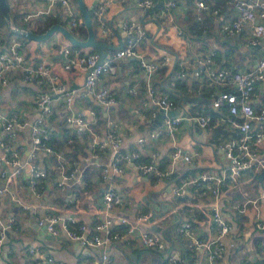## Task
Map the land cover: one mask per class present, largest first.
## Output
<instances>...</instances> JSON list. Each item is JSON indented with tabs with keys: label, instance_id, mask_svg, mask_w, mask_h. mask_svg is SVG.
I'll return each instance as SVG.
<instances>
[{
	"label": "crops",
	"instance_id": "crops-1",
	"mask_svg": "<svg viewBox=\"0 0 264 264\" xmlns=\"http://www.w3.org/2000/svg\"><path fill=\"white\" fill-rule=\"evenodd\" d=\"M103 1H107L103 20L109 26H116L117 30L115 35L105 38L101 36V25L95 18V8ZM175 1L176 6L166 16L159 17L164 0L155 1L148 9L135 0H85L97 37L115 47L106 49L107 56L126 41L127 36L118 26L128 18L145 30L146 38L137 45L138 51L146 60L159 63L158 69L149 75L139 60L127 56L118 61L115 73L103 74L96 83V90L112 92L117 99L113 106L82 92L76 93L70 104L65 101L66 92L73 87H83L87 73L79 66L65 68L67 58L59 54L58 49L72 43L62 32L57 31L50 38L37 41L28 40L10 29V34L0 30L3 39L24 37L26 51L34 64L45 60L51 69L50 75L42 81L19 85L17 80H12L10 86L0 84V113L7 117L36 119V93L53 92V87L64 88V92L54 93L53 110L47 124L51 127L54 147L61 151L67 163V173L73 172L72 177L60 184L63 171L59 159L48 154L37 160V164L47 170L44 185L35 189L26 167L10 183V189L21 202L12 200L9 194L3 197L1 217L7 221L14 218V224L0 245V264H49V257L59 264H102L104 254H107L105 264H168L170 256L177 257L178 264H208L206 250L195 247L192 238L181 234L178 228L189 221L198 237H215L217 223L210 206L213 197L198 186H186L181 196L174 193V188L200 172L212 171L222 176L229 164L222 144L237 137L239 130L228 123L224 108L212 105V95L229 88L228 85L209 83L205 73L195 76V63L198 58L212 56L215 68L246 71L264 59V50L249 43L251 24L237 34L229 35L223 31V23L238 15L229 0H205L209 8H199L197 0ZM71 2L78 9L77 3ZM9 5L11 16L21 29L34 31L48 16L57 14L61 18L59 22L67 23L64 8L56 5L49 10L46 0H9ZM213 8L218 11L213 12ZM78 21L81 20L78 18ZM261 40L264 41V37ZM78 48L84 52L96 50ZM182 69L187 72L186 76L180 75ZM149 82L157 95H168L177 102L173 116L204 113L210 118L207 126H201L196 119H184L174 134L167 131L164 127L165 111L148 95ZM252 103L256 109L264 107V77L255 86ZM78 112L90 121L92 130L97 131L103 141H108L109 134L115 132L122 139L123 151L137 152L138 156L123 162L121 172L104 179V168H112V148H96L99 154L91 156V134H79L75 127L66 123L68 115ZM1 129L0 121V137ZM252 129L264 131V121H253ZM153 130L164 131L146 144L140 143L139 138ZM31 138L28 128L17 131L15 136H6L9 153L18 152L27 157L31 151ZM176 147L190 154L191 160L176 161L172 174L158 177L140 171L139 164L152 158L160 167L171 166ZM254 147L264 156V138ZM2 152L0 147V154ZM261 172L263 170L256 166L245 169L241 184L234 185L228 178L221 186L219 205L231 224V231L223 240L225 250L216 264H255L258 259L264 264V228L257 226L258 219H264V202L258 209L252 204L245 211L235 208L237 203L259 195L264 187V178L259 176ZM0 183H3L1 177ZM108 189L114 190L121 199L112 210H106L104 206V192ZM154 209L158 216L153 220L136 221L139 214L152 213ZM47 214L72 215L90 228L98 220L111 216L114 230L122 236L105 246H83L64 233L50 235L44 226L38 224V218ZM122 217L136 223L134 232H128L127 224L121 222ZM144 230L161 233L165 248L159 250L145 246L142 242Z\"/></svg>",
	"mask_w": 264,
	"mask_h": 264
},
{
	"label": "built area",
	"instance_id": "built-area-1",
	"mask_svg": "<svg viewBox=\"0 0 264 264\" xmlns=\"http://www.w3.org/2000/svg\"><path fill=\"white\" fill-rule=\"evenodd\" d=\"M48 8L51 10L54 6L60 5L66 13V24L72 28L78 24L77 9L72 5L71 0H46ZM157 0H135L138 5L143 8H150ZM199 8H209V4L205 0L196 1ZM229 3L238 10L236 18L229 22H224L222 29L229 35L237 34L242 29L251 24L252 32L249 38L250 44H259L264 37V0H229ZM175 0H164L163 9L159 12V17L166 16L170 10L176 6ZM72 5V6H71ZM107 1L99 3L95 8V18L100 23L101 36L108 37L115 35L116 26H109L103 20L105 10L107 9ZM218 9L213 8V12ZM119 28L127 36L125 42L118 46L115 51L106 56L102 62H99V54L96 50L84 52L81 48L72 44H64L58 49V53L64 55L67 60L65 68L71 69L79 66L86 70L85 82L82 88L73 87L66 92V102L70 104L76 93L82 92L84 95H94L98 100L108 106L117 103L114 94L106 89L96 90V83L105 73H115L118 61L123 57H135L139 60L140 66L150 75L159 67L158 62L146 60L137 49V45L145 40V30L139 23L128 18L123 19L119 23ZM117 27V28H118ZM264 50V44L262 45ZM213 57L198 58L196 60L197 68L193 72L195 76L205 73L208 76L209 83L227 84L229 88L222 89L212 95V105L214 108H224L227 111L228 123L239 130V135L222 144L225 149L226 157L229 164L221 176L216 172L207 171L200 172L193 176L187 177L184 182L174 188V193L181 196L186 191V186H198L203 191H209L213 197L211 208L213 217L217 223V235L213 238L202 239L198 237L193 225L189 221H185L179 226V232L192 238L195 247L205 249L207 252L208 264H216L217 259L225 250L223 240L231 231V224L223 215L220 207L221 186L226 179L234 184L242 183V173L245 169L256 166L264 172V156L260 155L254 144H259L264 138V131L252 129L253 121H264V107L256 109L252 103L253 92L257 82L264 77V59L260 60L257 65L246 71H230L227 68L213 67ZM50 67L45 60L34 64V61L28 56L26 51L25 39L17 36L13 39L0 38V84L10 86L11 81L17 80L19 85L36 80L42 81L50 75ZM181 76H186L185 70L180 71ZM53 92L40 91L34 97L35 104L38 108V116L36 119L28 120L25 118H17L15 116L7 117L0 113L2 136L0 137V147L3 152L0 154V177L3 183H0V211L2 208V200L6 194L17 203L20 198L10 189V183L18 174L26 167L30 173V182L35 189L44 185V179L47 176V170L41 168L37 163L41 156L53 154L59 159L60 167L63 171V181L73 176V172L67 173V163L63 160L61 151L56 150L52 143L53 135L51 127L48 126L47 120L52 113L54 93L60 94L64 92L62 87H53ZM148 95L152 102L158 104L165 111L164 127L171 134H174L177 127L184 119H196L199 124L206 127L209 117L204 114L188 115V116H170L169 111L177 107V102L168 95L159 96L151 82L147 84ZM66 123L70 127H75L79 134H91V156L97 157L99 154L96 148L103 150L104 148H112V168H104L103 178L107 179L110 174L118 173L123 170V162L131 160L138 156L137 152L125 153L122 147V139L119 134L112 132L109 134L108 141H103L97 131L92 130L90 121L81 113H73L66 117ZM30 129L32 133L31 151L27 157L20 156L18 152L9 153L10 147L6 142V136H15L19 130ZM164 130H153L148 135L139 138L140 143L146 144L150 139L156 138ZM93 147V148H92ZM42 158V157H41ZM178 160L190 161L191 155L184 153L181 148H175L173 151V161L171 166L160 167L155 158L148 162L139 164L142 173H154L158 177H167L175 171V162ZM121 202L120 197L112 189L104 192V206L106 210H112ZM264 202V187L259 195L255 198H249L241 203H237L235 208L239 211L247 210L248 205L255 207ZM25 207L26 205L23 204ZM194 209V206L191 208ZM152 213H141L136 217V221L145 222L150 219ZM123 224H127L128 232L136 230V223L128 221L126 217L121 218ZM14 224V218L8 221L2 219L0 213V245L7 238L11 226ZM38 224L44 226L50 235L57 236L64 233L68 238L80 242L83 246L96 248L105 246L114 239L122 236L120 232L114 230V219L111 216H105L104 219L94 223L92 228L85 222H79L72 215L47 214L38 218ZM257 226L264 228V219H258ZM142 242L149 248H157L162 250L165 248L164 236L155 231L144 230L142 232ZM233 244V243H232ZM107 254L103 255L104 262ZM179 259L170 256L167 260L168 264H178ZM102 264H105V263ZM264 262V260H263ZM49 264H59L53 257L48 258ZM244 264V263H243Z\"/></svg>",
	"mask_w": 264,
	"mask_h": 264
},
{
	"label": "water",
	"instance_id": "water-1",
	"mask_svg": "<svg viewBox=\"0 0 264 264\" xmlns=\"http://www.w3.org/2000/svg\"><path fill=\"white\" fill-rule=\"evenodd\" d=\"M76 3L78 5L77 13L79 19L83 21L87 27L88 35L87 38L84 40L77 38L72 33L70 25L64 23L63 21L53 24L45 32L42 33H38L29 29L18 28L14 22V19L11 16L9 0H0V11L3 14L6 22L8 23L9 29L12 32L20 34L26 37L28 40L33 39L37 41H43L50 38L55 32L60 31L74 46L82 48L92 47L96 49L99 54V62H102L107 56L106 49H114L115 47L114 45L109 44L97 37L92 21V16L90 14L89 7L85 3V0H76ZM263 44L264 41L262 40L261 43L255 45L262 47ZM168 113L170 116H173V110H170ZM259 176L260 178H264V172H261ZM153 211L154 212H152V215L150 217L152 220L158 216L156 209H154ZM161 214L164 215V212ZM255 264L263 263L258 259Z\"/></svg>",
	"mask_w": 264,
	"mask_h": 264
},
{
	"label": "trees",
	"instance_id": "trees-1",
	"mask_svg": "<svg viewBox=\"0 0 264 264\" xmlns=\"http://www.w3.org/2000/svg\"><path fill=\"white\" fill-rule=\"evenodd\" d=\"M76 3V0H74ZM60 15H50L47 17V20L45 22H42L41 24H38L37 27L34 29L35 32L42 33L45 32L52 24L60 21ZM0 30H2L5 33L10 34L8 24L3 16V14L0 11ZM72 32L75 36H77L79 39H86L88 32L87 27L83 21H78V24L76 27L72 28ZM185 86V85H184ZM182 85V87H184Z\"/></svg>",
	"mask_w": 264,
	"mask_h": 264
}]
</instances>
